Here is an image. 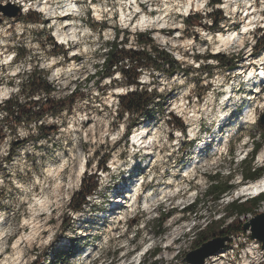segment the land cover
Instances as JSON below:
<instances>
[{
  "label": "rangeland",
  "instance_id": "rangeland-1",
  "mask_svg": "<svg viewBox=\"0 0 264 264\" xmlns=\"http://www.w3.org/2000/svg\"><path fill=\"white\" fill-rule=\"evenodd\" d=\"M79 1L0 0V106H22L17 120L0 112V264H189L187 255L202 247L200 232L230 203L255 196L243 194L253 182L242 184L241 172L252 136L260 142L264 134V84H256L264 52L252 54L264 38V0H199L189 11L186 0ZM213 11L223 18L217 29ZM140 33H150L181 70L172 77L140 73L141 89L156 102L131 128L136 118L122 114L119 97L134 86L120 72L104 79L95 73L106 43L119 35L136 48ZM232 34L228 45L219 39ZM217 54H235L236 69L218 66L210 58ZM220 128L223 138L213 135ZM135 134L144 137L141 152L130 141ZM263 150L257 167L264 166ZM215 176L235 186L218 204L207 198ZM84 179L98 188L76 212L72 200ZM196 201L198 214H185ZM256 216L242 217L243 232L228 236L222 249L228 256L209 263L264 264L263 244L252 239ZM257 224L263 231L264 219ZM148 250L156 251L143 256ZM59 252L66 258L56 263Z\"/></svg>",
  "mask_w": 264,
  "mask_h": 264
},
{
  "label": "trees",
  "instance_id": "trees-1",
  "mask_svg": "<svg viewBox=\"0 0 264 264\" xmlns=\"http://www.w3.org/2000/svg\"><path fill=\"white\" fill-rule=\"evenodd\" d=\"M215 3L212 6H215ZM218 12L210 14L212 19V24L215 29L218 28L219 23L223 19L222 17H217ZM28 20L33 23H40V20L33 18V14H28ZM119 35L113 42H108L104 45L105 53L103 54V63L98 66V69L95 73L100 79L107 77H112L116 72H120L125 85L127 87L134 86V90L128 92L126 95L119 97V106L122 111V114L132 117L134 124L132 123L131 128L139 125V118L146 117L151 109L155 106L156 96L149 92L148 90L141 89V84L138 83L140 73L144 70H151L155 72H163L169 77L174 76L177 71L181 70V66L178 64L174 56L165 51L164 49L155 45L153 38L150 33H140L136 35V48H127L126 45L128 41H118ZM259 39L255 46L252 49V54L255 56L260 55L264 52V38L263 41ZM213 60H216L218 66L225 67L230 70L236 69V64H233V59L239 60L238 57L235 58V54L231 56H226L225 54L211 55L210 57ZM36 75V71H34ZM40 90H43L48 95L54 91L49 87L40 85L39 80L35 83ZM22 109L21 104L15 101L6 102L4 106H0V112L5 113L8 117L18 119V115ZM49 108L48 111H50ZM47 111V112H48ZM17 115V116H16ZM5 118V117H4ZM173 125L175 128L180 129L182 132L186 133V126L184 122L177 118L173 117ZM131 130V129H130ZM263 131L262 128H260ZM130 132V131H129ZM261 141L258 142L255 137L252 136L253 140V150L251 156L247 157L243 163L247 166L241 172L243 182H256L264 177V166L257 167L255 163V158L258 153L261 151L264 146V134L260 135ZM192 145V144H190ZM191 147V146H190ZM211 188L207 191L208 202L218 204L221 198L230 193L235 186L231 183V180H228L226 184L220 185L218 177H211ZM98 184L91 182L90 185L87 184V180L84 179L81 184V189L78 193L75 194L73 206L76 212L83 210L84 206L88 204V198H90L94 192H96ZM199 201H196L193 205L187 207L184 210L185 214H198L197 206ZM264 203V194H261L258 197H253L246 201L236 200L230 203L224 212V216L219 220L211 221L206 228L200 232L201 236V246L210 241L212 237H228L233 235H238L243 232V223L240 222L242 217L247 215L256 216L262 208ZM171 213H168L165 216V219L170 216ZM231 220V223L228 224V221ZM164 223V220H160V226ZM156 251V250H155ZM154 252H151L152 255ZM65 255L61 252L56 254V263L65 261ZM54 260L50 261V264H53Z\"/></svg>",
  "mask_w": 264,
  "mask_h": 264
},
{
  "label": "bare ground",
  "instance_id": "bare-ground-1",
  "mask_svg": "<svg viewBox=\"0 0 264 264\" xmlns=\"http://www.w3.org/2000/svg\"><path fill=\"white\" fill-rule=\"evenodd\" d=\"M71 1V0H70ZM73 1H75V0H73ZM198 3H199V0H186L185 1V9L187 10V11H189V10H195V8H199V6H198ZM68 11V13H71V12H73L71 9L70 10H67ZM24 12H25V10H24ZM64 13V12H63ZM49 18H50V20H53L54 19V17H56V13L55 12H52V11H50L49 13ZM124 16H125V14H124ZM57 20H62L61 18H56ZM145 22V24H147L148 22L147 21H144ZM252 24V20H251V22H250V24L247 26H245V31H247L248 29H249V26ZM154 30H158L159 32H161V33H163L164 32V29H162V28H158V29H154ZM63 37V36H62ZM62 39V38H61ZM219 39H220V41L224 44V45H228V44H230V42H233V41H235L236 40V35L235 34H232V35H228V36H225V35H220L219 36ZM66 40V38H64V40L63 41H65ZM142 136V134H135L134 135V137H133V139L134 140H136L135 142H137V144H138V146H139V151L141 152L142 150H144V149H146L147 147L144 145V142H143V139H144V137H141ZM142 141V142H141ZM202 151V150H201ZM260 157L263 159L264 158V150L261 152V155H260ZM245 187V186H244ZM264 191V177L263 178H261L260 180H258V181H256V182H253V183H251L249 186H247L245 189H244V191H243V194H245V195H249V196H254V195H257V194H259L260 195V193H262ZM120 193V192H119ZM114 201H115V199H114ZM113 201V202H114ZM113 205V204H112ZM262 210H264V206H263V208H262ZM179 235H180V230H176L175 232H173L169 237H168V241H167V246H166V248L168 249V248H171L172 246H173V243H174V241L179 237ZM224 253H226V251L225 250H221L220 252H218V253H216V254H214L213 256H211L210 258H208L207 260V262H205L206 264H211V263H209V261L210 260H212L213 262H216V260L217 259H215L217 256H220V255H222V256H224ZM228 256V254L226 253L225 254V256L224 257H227ZM172 259H174V257L172 258V257H170V260H172ZM220 264V263H219Z\"/></svg>",
  "mask_w": 264,
  "mask_h": 264
},
{
  "label": "water",
  "instance_id": "water-1",
  "mask_svg": "<svg viewBox=\"0 0 264 264\" xmlns=\"http://www.w3.org/2000/svg\"><path fill=\"white\" fill-rule=\"evenodd\" d=\"M20 12L21 10L18 9V11L15 14H10L9 17L15 18L19 16ZM260 124L264 128V114L262 116ZM263 219H264V213H261L255 217L253 221L254 227L252 228V232H253L252 239L261 242L263 244V250H264V230L262 231L261 227H259L257 224V222ZM244 230L249 231L250 226L248 224L244 225ZM228 241L229 238L225 237L207 242L203 244L201 248L188 254L185 261L189 264H205L208 258L220 252L222 249H224Z\"/></svg>",
  "mask_w": 264,
  "mask_h": 264
}]
</instances>
